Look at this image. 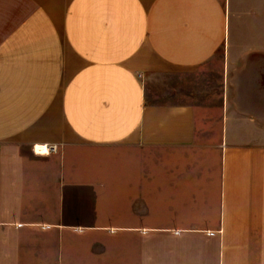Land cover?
<instances>
[{
  "label": "crops",
  "instance_id": "1",
  "mask_svg": "<svg viewBox=\"0 0 264 264\" xmlns=\"http://www.w3.org/2000/svg\"><path fill=\"white\" fill-rule=\"evenodd\" d=\"M0 264H264V0H0Z\"/></svg>",
  "mask_w": 264,
  "mask_h": 264
},
{
  "label": "built area",
  "instance_id": "2",
  "mask_svg": "<svg viewBox=\"0 0 264 264\" xmlns=\"http://www.w3.org/2000/svg\"><path fill=\"white\" fill-rule=\"evenodd\" d=\"M49 150L51 152H56L58 150V147L57 145L52 144V145H49Z\"/></svg>",
  "mask_w": 264,
  "mask_h": 264
},
{
  "label": "rangeland",
  "instance_id": "3",
  "mask_svg": "<svg viewBox=\"0 0 264 264\" xmlns=\"http://www.w3.org/2000/svg\"><path fill=\"white\" fill-rule=\"evenodd\" d=\"M176 82H178V81H174L175 84H176Z\"/></svg>",
  "mask_w": 264,
  "mask_h": 264
}]
</instances>
